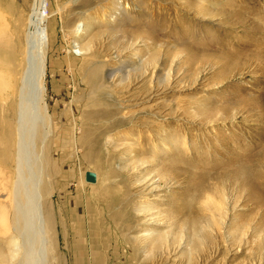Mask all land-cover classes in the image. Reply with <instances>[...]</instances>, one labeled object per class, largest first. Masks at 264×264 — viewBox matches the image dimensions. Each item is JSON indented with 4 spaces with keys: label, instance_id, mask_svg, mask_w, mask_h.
Segmentation results:
<instances>
[{
    "label": "rangeland",
    "instance_id": "374dc122",
    "mask_svg": "<svg viewBox=\"0 0 264 264\" xmlns=\"http://www.w3.org/2000/svg\"><path fill=\"white\" fill-rule=\"evenodd\" d=\"M44 38L50 134L18 142L46 264H264V0H46Z\"/></svg>",
    "mask_w": 264,
    "mask_h": 264
},
{
    "label": "bare ground",
    "instance_id": "6f19581e",
    "mask_svg": "<svg viewBox=\"0 0 264 264\" xmlns=\"http://www.w3.org/2000/svg\"><path fill=\"white\" fill-rule=\"evenodd\" d=\"M12 4L11 0L0 3L6 8ZM45 7L46 0H36L24 43L20 31L15 27L9 29L5 22H0V60L7 59V69L0 67V98L3 100L7 95L12 98L10 102H0V112L9 108L15 110L13 115L17 119L16 148L6 137L4 148L0 149V155L4 156L0 161V264L47 262L46 233L51 228L50 214L42 209L38 181L34 182L28 176L29 170L18 142L23 133H34L38 120L45 127L41 135L43 145L50 134L46 125L45 87L42 83L45 75L42 50L45 44ZM3 17L0 13V19ZM14 32L19 34L17 41L13 39ZM1 130L9 132L0 118Z\"/></svg>",
    "mask_w": 264,
    "mask_h": 264
},
{
    "label": "water",
    "instance_id": "95a60500",
    "mask_svg": "<svg viewBox=\"0 0 264 264\" xmlns=\"http://www.w3.org/2000/svg\"><path fill=\"white\" fill-rule=\"evenodd\" d=\"M86 180L88 182H94L95 181V177L93 176V174H87Z\"/></svg>",
    "mask_w": 264,
    "mask_h": 264
}]
</instances>
